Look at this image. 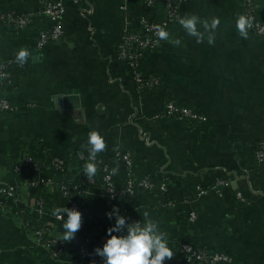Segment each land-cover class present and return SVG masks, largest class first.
<instances>
[{
	"label": "crops",
	"instance_id": "1",
	"mask_svg": "<svg viewBox=\"0 0 264 264\" xmlns=\"http://www.w3.org/2000/svg\"><path fill=\"white\" fill-rule=\"evenodd\" d=\"M43 1L0 0V10L28 17L23 26L0 23V59L7 67L0 98L10 106L0 112V184L16 185V201L0 210V264H92L77 244L94 251L110 238L115 219L107 215L105 195L83 174L92 130L107 143L97 159L111 169L119 165L117 184L126 177L122 163L112 159L117 150L131 154L135 178L155 182L154 191H138L120 206L127 223L143 222L145 211L159 221L174 252L169 264H188L178 255L182 242L225 252L232 264H264V160L253 158L264 138V40L251 31L248 39L239 36L242 0H178V17L167 30L180 45L159 40L138 62L137 70L159 78L151 90L138 87L132 67L116 58V47L126 28L156 15L155 5L63 0L62 36L37 46L39 33L50 26ZM254 2L264 20V0ZM185 14L220 19L213 45L186 34L178 23ZM20 48L31 53L23 67L14 62ZM169 101L204 119L163 115ZM27 155L39 168L23 165L15 173L13 165ZM35 177L46 184L29 186ZM221 177L229 185L215 188ZM63 182L78 189L65 195L58 186ZM197 185L206 193L199 194ZM64 206L90 216L70 242L60 240L63 220L52 214ZM40 227L48 234L37 241L33 231ZM46 238L60 246L55 255ZM95 264H104L103 258L97 255Z\"/></svg>",
	"mask_w": 264,
	"mask_h": 264
},
{
	"label": "built area",
	"instance_id": "2",
	"mask_svg": "<svg viewBox=\"0 0 264 264\" xmlns=\"http://www.w3.org/2000/svg\"><path fill=\"white\" fill-rule=\"evenodd\" d=\"M72 3L78 4L81 0H71ZM125 1V0H121ZM146 7H153V0H143ZM178 0H165L166 6V17L160 23L149 22L143 16L138 19L137 27L135 30L131 28H126L117 44L116 47V58L120 61L128 63L134 70V76L136 83L140 89H151L159 84V78L154 75H147L139 70H137L139 59L142 53L148 49L154 48L156 43L159 41L156 35L157 26L165 27L167 30L170 21L175 20L178 17L177 11ZM66 11L65 4L63 0H44L41 7V12L44 14L50 22V26L39 33L36 40L37 46H43L50 41L59 39L63 33V18ZM242 15H248L253 18V27L249 30L261 39L264 40V20L257 17L256 5L254 0H242ZM28 17L26 15L15 14L12 12H7L0 10V23H9L16 26H23L27 23ZM168 31V30H167ZM7 77V67L2 59H0V80H4ZM9 103L5 98H0V112L9 109ZM163 115L174 116L177 118L201 121L204 119L202 115L197 113L191 107L178 104L174 101H169L166 103L163 109ZM254 158L256 162H262L264 160V138H262L255 150ZM113 160H117L122 163L126 177L122 184H117L114 177L111 175V167L108 161H101L97 159V162L101 164V170L103 172L101 189L105 195V201L108 213L113 211L114 206L119 209V214H124V209L121 206L115 204V200H127L132 198L138 191H152L155 184L154 181L147 178H135L132 174L133 159L131 154L126 151H116ZM23 165H29L31 168L37 170L39 165L32 158V156L27 155L23 159L17 161L13 165V171L18 173ZM229 179L226 177H221L216 179L215 188L228 186ZM92 181V179L90 180ZM46 179L35 177L28 181V185L31 187H36L38 185H45ZM59 189L65 194H69V187L75 190L78 187L69 186L66 183H60ZM159 191H164L166 189L165 182L159 184ZM197 190L199 194H205L206 189L197 185ZM6 201H11L14 203L16 201V185L15 184H0V210L4 208ZM41 206V202L38 203ZM80 211L82 218H88L86 213ZM115 219V216L112 217ZM189 219L193 221L195 219V213H189ZM138 220H133L136 222ZM132 222V223H133ZM48 227H40L34 229V235L37 241L42 240L44 235L48 234ZM56 242L51 238H46L44 240V245L49 248L52 254H56L59 251V247L55 249ZM105 243H99V247L102 248ZM78 254L88 260L89 262L97 261V255L90 249L87 245L83 243L77 244ZM178 255L181 260L188 264H232L231 258L228 254L222 251H206L201 248H197L188 242H182L178 246ZM171 260V259H170ZM170 260H165L169 262ZM164 262V263H165Z\"/></svg>",
	"mask_w": 264,
	"mask_h": 264
},
{
	"label": "clouds",
	"instance_id": "3",
	"mask_svg": "<svg viewBox=\"0 0 264 264\" xmlns=\"http://www.w3.org/2000/svg\"><path fill=\"white\" fill-rule=\"evenodd\" d=\"M178 23L182 26L186 34L195 38L196 43H203L207 39L209 45L215 43V32L220 25V19L213 17L211 21L201 20L195 14H185L179 18ZM202 26L203 30H200ZM253 27V18L248 15H238L236 19V29L239 36L248 39L249 30ZM156 35L160 41H167L175 46H179L181 41L173 38L172 34L165 27L157 26ZM31 58V53L27 48H20L14 58V62L23 67ZM88 162L83 166V174L91 180L97 175V156L107 150V143L104 137L96 130L88 133L87 140ZM119 172V165L111 169V175L115 176ZM53 215L63 220L64 231L61 233L62 241H72L77 232L81 229L83 218L80 211L67 207L56 208ZM65 214L67 218L65 219ZM109 219L115 216V224L107 232L109 239L102 248L97 247L95 254L102 257L104 264H164L165 260H170L174 252L168 246V234L162 231L159 221L152 219L147 211L143 214V222L136 221L127 223V218L119 214V209L114 206L113 211L107 214ZM230 214H226V219H230ZM126 234L113 235L112 233ZM95 264V261L92 262Z\"/></svg>",
	"mask_w": 264,
	"mask_h": 264
},
{
	"label": "trees",
	"instance_id": "4",
	"mask_svg": "<svg viewBox=\"0 0 264 264\" xmlns=\"http://www.w3.org/2000/svg\"><path fill=\"white\" fill-rule=\"evenodd\" d=\"M153 3L157 9L156 13H155L156 15L153 16L152 18H149L146 15H144L143 17L146 18L149 22L160 24L166 17L165 0H153ZM135 29L136 28H131V30H135ZM151 89H153V88H151ZM151 89H149V90H151ZM253 158H254V153H253ZM97 165H98V172H97V175L92 178L91 185H93L94 187L98 188L100 191L103 192V190L101 189L103 172L101 170V164H99L97 162ZM123 182L119 183V185L122 184ZM154 184H155V182H154ZM155 188H156V184H155L154 188L152 189V191H154ZM69 192L72 193L74 191H72L71 188L69 187ZM121 201H122V199H120V200L117 199V200H115V204L117 206H120ZM22 215H23L24 219H26L27 222H29V219L31 220V217H28V215L24 211L22 212ZM33 222L34 221L32 220L29 222V224H33ZM164 264H169V262H165Z\"/></svg>",
	"mask_w": 264,
	"mask_h": 264
}]
</instances>
